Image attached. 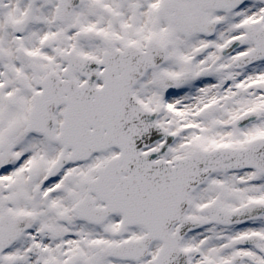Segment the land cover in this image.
<instances>
[{
	"label": "snow or ice",
	"instance_id": "snow-or-ice-1",
	"mask_svg": "<svg viewBox=\"0 0 264 264\" xmlns=\"http://www.w3.org/2000/svg\"><path fill=\"white\" fill-rule=\"evenodd\" d=\"M0 264H264V0H0Z\"/></svg>",
	"mask_w": 264,
	"mask_h": 264
}]
</instances>
